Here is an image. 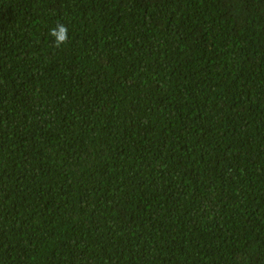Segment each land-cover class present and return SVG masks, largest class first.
I'll return each mask as SVG.
<instances>
[{
    "label": "trees",
    "instance_id": "trees-1",
    "mask_svg": "<svg viewBox=\"0 0 264 264\" xmlns=\"http://www.w3.org/2000/svg\"><path fill=\"white\" fill-rule=\"evenodd\" d=\"M0 264H264V0H0Z\"/></svg>",
    "mask_w": 264,
    "mask_h": 264
},
{
    "label": "clouds",
    "instance_id": "clouds-1",
    "mask_svg": "<svg viewBox=\"0 0 264 264\" xmlns=\"http://www.w3.org/2000/svg\"><path fill=\"white\" fill-rule=\"evenodd\" d=\"M69 30L63 23H58L56 27L50 30V36L53 38L54 46L59 49L69 42Z\"/></svg>",
    "mask_w": 264,
    "mask_h": 264
}]
</instances>
